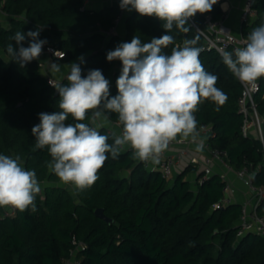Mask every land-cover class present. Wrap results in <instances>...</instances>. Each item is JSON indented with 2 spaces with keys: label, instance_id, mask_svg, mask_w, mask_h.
<instances>
[{
  "label": "trees",
  "instance_id": "obj_1",
  "mask_svg": "<svg viewBox=\"0 0 264 264\" xmlns=\"http://www.w3.org/2000/svg\"><path fill=\"white\" fill-rule=\"evenodd\" d=\"M97 1L104 4L82 9L84 0H0V9L8 17L7 25L0 21V154L20 156L22 166L35 170L39 184L43 183L35 198V212L29 208L3 216L0 207V264H63L77 241L85 247L76 249L75 264H264V237L248 233L236 238L240 205L212 208L224 186L218 174L194 188L186 178L188 172L195 171L191 164L167 179L159 170L133 159L132 149L125 146L115 159L108 154L99 179L90 188L77 192L49 171L47 148L33 151L32 128L39 124L40 113L60 111V97L36 60L22 67L7 53L9 44L17 50L20 46L13 39L16 32L26 35L39 29L38 39L63 52L61 58L52 59L78 64L82 76L89 70H101L110 84V98L118 95L116 81L122 62L108 61L107 53L119 44L134 36L149 43L169 34L174 42L161 51L170 55L173 47L198 37L195 47L202 49L199 58L203 67L218 77L216 87L227 100L223 105L202 102L195 113L197 125H210L214 135L209 143L227 152L234 169L247 166L256 170L254 182L264 185V144L253 134H242L243 116L238 105L242 84L223 63L222 55L213 48H203L204 37L189 20L187 33L175 25L167 33L163 21L140 16L135 10H125L116 30L106 34L115 25L120 0ZM222 1L218 0L212 11L195 15L202 30L205 14L212 19L222 14ZM253 7L255 16L240 30L246 43L248 34L264 24V0H256ZM121 23L123 37L118 33ZM30 39L26 36L22 45L27 47ZM258 81L254 99L258 114L264 118V78ZM66 83L63 79L60 84ZM108 114L111 123H118L117 114ZM90 117L91 113L83 122L90 124ZM66 123L76 121L69 116ZM119 129L122 131V126ZM99 131L109 137V144L114 143L115 130L105 126ZM97 207L113 221L96 217ZM259 212L264 215V204Z\"/></svg>",
  "mask_w": 264,
  "mask_h": 264
},
{
  "label": "clouds",
  "instance_id": "obj_2",
  "mask_svg": "<svg viewBox=\"0 0 264 264\" xmlns=\"http://www.w3.org/2000/svg\"><path fill=\"white\" fill-rule=\"evenodd\" d=\"M218 0H120L123 10H135L140 16L163 21L168 33L173 26L184 33L189 18L212 11ZM226 10V5L222 6ZM40 30L25 35L16 32L13 39L18 50L9 44L7 53L22 67L39 59L46 40ZM29 37L27 47L22 45ZM198 37L173 47L170 55L162 54L174 42L169 34L142 43L134 36L107 53V60H120L122 71L116 81L118 95L110 98V84L101 70H89L82 76L78 64L68 65L66 84L55 86L59 93V109L40 113L39 124L33 126V151L47 148L51 161L47 168L61 183L72 185L77 192L90 188L98 179L110 153L118 157L124 145L130 146L133 159L159 163L161 154L178 137L195 139L198 106L208 100L223 105L227 96L216 87L218 77L208 73L200 60ZM223 63L243 84L257 88L264 78V24L253 29L247 43L233 52H222ZM81 61L83 58H80ZM60 65L51 64L53 75ZM91 113L90 124L84 123ZM108 113L117 114L122 126L119 135L112 133L114 143L99 129L111 124ZM71 116L76 123H66ZM91 125V126H90ZM203 144L197 146L202 150ZM41 192L35 170H26L20 156L0 154V207L20 212H35V198Z\"/></svg>",
  "mask_w": 264,
  "mask_h": 264
},
{
  "label": "built area",
  "instance_id": "obj_3",
  "mask_svg": "<svg viewBox=\"0 0 264 264\" xmlns=\"http://www.w3.org/2000/svg\"><path fill=\"white\" fill-rule=\"evenodd\" d=\"M94 1L95 0H84V4L81 8L91 7ZM255 1L256 0H243L239 15L241 25L250 22L255 16L253 7ZM124 11L123 9L120 10L115 20V25L111 27L106 34L115 31ZM221 11L222 14L216 19H212L210 14H205L203 16L205 24L204 30L195 22V16L189 18V22L203 35L205 40L203 48H213L222 55L223 51H228L230 49L231 52L234 53L235 48L245 46L246 39L242 37L241 33L239 36L234 34L231 28L224 23L228 14V9H222ZM44 55L48 56L50 59L61 58L63 52L46 43L43 46L41 56L39 59H36L42 70H46V64L42 60ZM67 75L68 74L60 79H55L47 75L45 76L47 82L55 87L57 84H60L63 79H66ZM256 83L258 85L257 88H252L251 85L241 83L242 91L238 100L239 112L243 116L241 131L244 136L253 134L264 144V126H262V124H264V118L258 114L254 99V95L259 90V81ZM115 125L119 127L118 123H115ZM115 131L117 135L121 133L120 129ZM213 135L214 131L210 125L199 124L196 128L195 139L189 137L185 140L178 137L177 140L170 143L168 149L161 154L158 164H153L151 161H143V164L146 168L159 170L163 177L171 179L176 175V166L187 158V164H191L195 167V171L191 172L193 178L189 180L194 188L209 176L218 174L224 181V186L222 188L221 198L212 205V208L219 209L230 204L238 203L240 205V212L235 222L236 238H241L248 233L264 237V215L259 212L261 204H264V185H259L254 182L256 170L250 169L247 166L234 169L228 162L227 152L209 143V138ZM192 140L203 144V149L205 151L202 154L195 155L190 152L189 144ZM125 146L128 145H124L123 147ZM216 168L220 170L216 171ZM233 181H237L240 187L234 184ZM2 208L3 216H12L15 214L16 209L14 208ZM75 242L74 240V243ZM84 247L85 244L82 241H77L75 249L71 251V256L65 259L63 264H75L74 253L76 249H84Z\"/></svg>",
  "mask_w": 264,
  "mask_h": 264
},
{
  "label": "crops",
  "instance_id": "obj_4",
  "mask_svg": "<svg viewBox=\"0 0 264 264\" xmlns=\"http://www.w3.org/2000/svg\"><path fill=\"white\" fill-rule=\"evenodd\" d=\"M102 3L103 2H99V1L96 0L93 5L94 6H95V4H97V5H99V4L103 5L104 3L103 4ZM242 4H243V0H224L219 5L221 10L224 9V7H222V6L226 5V9H228V11H227L228 14H227V17H226L224 23L231 28V30L234 32V34H236L238 36L240 35V30H241V23L239 21V15H240V10H241ZM120 30H121L122 33H119V34H120L121 37H123V35H124V24H122ZM43 60H44V62L46 64V70H48L50 72H51V64L52 63L59 64L61 70L65 69V68L68 69L66 67V65H64L63 63H58L54 59H50L48 56H45ZM60 72L57 73V76L60 75ZM67 72H68V70H67ZM111 74H112V72L110 73V75ZM108 127H110V129H112V130H118L119 129V127H117L114 123H111L110 125H108ZM199 144L200 143L197 142V141H193V140L191 141V143L189 144V148H190V152L192 154L200 155V154H202L205 151L203 148L200 151H197L196 150L197 149V146ZM186 165H187V158H185L182 161V163H180V164H178L176 166V168H175L176 174L178 172H180ZM218 170H220V169L219 168H216V171H218ZM230 176H232V175H230ZM186 178L188 180L192 179L193 178L192 173L191 172H188L186 174ZM233 182L238 187H240V184L237 181H233ZM238 199H239V197H238Z\"/></svg>",
  "mask_w": 264,
  "mask_h": 264
},
{
  "label": "rangeland",
  "instance_id": "obj_5",
  "mask_svg": "<svg viewBox=\"0 0 264 264\" xmlns=\"http://www.w3.org/2000/svg\"><path fill=\"white\" fill-rule=\"evenodd\" d=\"M0 21H2L5 25L8 24V17H7L6 14H4V13L1 11V9H0ZM121 26H122V23L119 25L118 33H122L121 30H120ZM115 30H116V29H115ZM70 63H71V62H68V63H65L64 65H66V67L69 69L68 65H70ZM68 69L65 68V69L61 70L59 76H57V74L53 75L52 72H50V71H48V70H43V73H44L45 75L49 76V77H53V78H55V79H60V78L64 77V76L67 74V70H68ZM230 175H231V174H230ZM231 177H232V176H231ZM41 185H43V183H41L40 186H41ZM68 188L71 189L72 186H68Z\"/></svg>",
  "mask_w": 264,
  "mask_h": 264
},
{
  "label": "water",
  "instance_id": "obj_6",
  "mask_svg": "<svg viewBox=\"0 0 264 264\" xmlns=\"http://www.w3.org/2000/svg\"><path fill=\"white\" fill-rule=\"evenodd\" d=\"M58 94V91L55 89V95ZM94 214L96 217L103 219L104 221H106L107 223H111L113 221L112 218L106 216L103 212V209L101 207H97L94 210Z\"/></svg>",
  "mask_w": 264,
  "mask_h": 264
}]
</instances>
